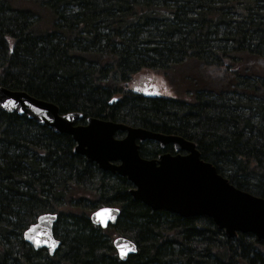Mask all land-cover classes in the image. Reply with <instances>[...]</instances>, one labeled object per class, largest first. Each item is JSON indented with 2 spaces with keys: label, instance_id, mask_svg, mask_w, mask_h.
Here are the masks:
<instances>
[{
  "label": "trees",
  "instance_id": "16d2710c",
  "mask_svg": "<svg viewBox=\"0 0 264 264\" xmlns=\"http://www.w3.org/2000/svg\"><path fill=\"white\" fill-rule=\"evenodd\" d=\"M0 87L79 113L80 125L189 140L235 189L264 199V0H0ZM74 145L0 110V264H264V239L152 211ZM109 206L121 211L115 226L90 224ZM51 213L53 257L22 239ZM122 236L137 245L123 262L112 246Z\"/></svg>",
  "mask_w": 264,
  "mask_h": 264
},
{
  "label": "water",
  "instance_id": "95a60500",
  "mask_svg": "<svg viewBox=\"0 0 264 264\" xmlns=\"http://www.w3.org/2000/svg\"><path fill=\"white\" fill-rule=\"evenodd\" d=\"M144 95L148 97V93ZM0 110L26 116L56 134L69 136L75 143L74 154L97 165L104 173L126 178L132 187L131 199L152 211H165L184 219L204 216L223 231L226 239L239 234H252L260 242L264 239V199L235 189L214 166L200 160L199 152L189 140L98 118H87L85 124L77 125L81 114L61 115L49 102L3 87H0ZM118 133L124 136L115 139ZM146 141H154L160 148L171 146L175 154L166 153L154 160L141 158L138 151ZM120 213L110 206L99 208L89 221L95 227L107 229L117 224ZM56 220V214L39 215L23 233L24 242L35 251L47 250L49 257H53L60 246L53 237ZM53 241L55 247H50ZM120 245L128 246L123 258L118 251ZM112 246L121 262L137 252L136 245L123 236L115 238Z\"/></svg>",
  "mask_w": 264,
  "mask_h": 264
},
{
  "label": "snow or ice",
  "instance_id": "6c2138e0",
  "mask_svg": "<svg viewBox=\"0 0 264 264\" xmlns=\"http://www.w3.org/2000/svg\"><path fill=\"white\" fill-rule=\"evenodd\" d=\"M29 231H32V229H29ZM36 243L39 244V240L38 239L36 240ZM50 247H55V242L54 241L52 242ZM126 250H128V246L127 245L118 246V251L120 252L121 258H123L124 255L126 254Z\"/></svg>",
  "mask_w": 264,
  "mask_h": 264
},
{
  "label": "flooded vegetation",
  "instance_id": "af4514ba",
  "mask_svg": "<svg viewBox=\"0 0 264 264\" xmlns=\"http://www.w3.org/2000/svg\"><path fill=\"white\" fill-rule=\"evenodd\" d=\"M173 154V153H172ZM97 166V165H96ZM109 173V172H108ZM113 175V174H112ZM127 180V179H126ZM130 192V191H129Z\"/></svg>",
  "mask_w": 264,
  "mask_h": 264
},
{
  "label": "rangeland",
  "instance_id": "374dc122",
  "mask_svg": "<svg viewBox=\"0 0 264 264\" xmlns=\"http://www.w3.org/2000/svg\"><path fill=\"white\" fill-rule=\"evenodd\" d=\"M119 137V136H118Z\"/></svg>",
  "mask_w": 264,
  "mask_h": 264
}]
</instances>
